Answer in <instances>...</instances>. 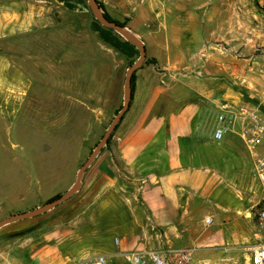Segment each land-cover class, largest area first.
<instances>
[{
    "label": "crops",
    "instance_id": "0c3cea01",
    "mask_svg": "<svg viewBox=\"0 0 264 264\" xmlns=\"http://www.w3.org/2000/svg\"><path fill=\"white\" fill-rule=\"evenodd\" d=\"M178 2L183 6L178 8ZM186 2L119 0V20H128L126 28L155 62L144 61L134 70L127 110L108 146L83 174V214L68 229L54 232L59 237L55 245L35 251L39 264H60L57 258H68L63 253L73 260L87 258L97 249L123 262L132 252L170 248H190L195 262L206 264L215 263L201 253L219 250L222 263L235 264L225 256L259 241L252 209L261 192L252 156L237 128L213 138L225 108L245 101L235 80L248 82L250 65L216 53L202 58L201 51L213 44L205 41L208 23L201 14L207 20L211 14L190 10ZM86 10V0H0V109L17 114L31 108L23 101L30 81L45 77L30 73L38 70L35 64H21L11 73L6 53L38 34L59 31L66 18L82 28ZM92 49V44L75 42L62 47L67 52ZM95 58L91 53L53 59V105L68 98L65 92L87 91L88 96L92 83L108 80V67ZM135 60L136 52L119 36V105L123 68ZM11 87L20 97L9 95ZM54 253L55 260L41 263Z\"/></svg>",
    "mask_w": 264,
    "mask_h": 264
},
{
    "label": "rangeland",
    "instance_id": "374dc122",
    "mask_svg": "<svg viewBox=\"0 0 264 264\" xmlns=\"http://www.w3.org/2000/svg\"><path fill=\"white\" fill-rule=\"evenodd\" d=\"M98 2L103 4L104 11L110 18L124 21L119 20V0ZM186 5L190 10L197 9L203 13L208 11L211 14V20L205 19L206 15L201 14V19L208 23L206 30L209 28V32L204 29L207 34L205 41L213 44L208 51H201V57L216 53L221 58L247 60L250 65L249 80L239 85L240 81L236 79L235 86H239L244 94L264 96V0H188ZM180 6L183 3L178 2L177 7ZM83 16L86 19H82V28L72 26L73 22L66 18L59 31L38 34L29 38L24 47L6 53L11 73L21 64H35L34 67H38V70L33 68L30 73L33 76L40 73L45 77L43 82L30 81V92L23 101L31 108L24 107L17 114L0 109V220L13 214L28 212L55 195L65 194L74 183L78 169L121 107L119 35L96 23L88 4ZM90 21L95 22V27L89 25ZM73 27L77 32L72 30ZM126 30L129 31L127 28ZM68 42L92 44L93 49L76 52L62 50L63 44ZM91 53L95 55V60L102 59V64L108 67V80L105 83H92L88 96L87 91L65 92L64 95H69L68 98H61L53 105L50 98L53 59L59 57L61 60H68L70 54H77L80 59L83 54ZM125 71L123 68V77ZM10 89L12 92L9 95L20 97L18 90L13 87ZM14 101L16 106L18 100ZM36 102L40 103L38 109H35ZM81 188L82 186L69 199L44 214L2 226V264H39L35 259L40 252L35 251L44 246L55 245L59 237L54 232L68 229L71 220L73 222V219L83 214ZM254 210L253 207L252 213ZM28 229L29 232L20 233ZM114 242L116 243V239ZM98 245L101 246V242ZM65 248L68 249L67 246ZM56 253L49 254L41 263L55 260ZM193 253L195 255L196 252ZM248 253L247 247H237L225 259L231 258L229 263L246 264ZM63 255L68 258H57L60 259V264H88L90 258L98 255L105 256L107 264H128L126 260L122 262L119 258L104 254L100 249L87 254L88 257L83 259L73 260L72 257ZM199 257L210 259L211 263L224 264L220 260L219 250L203 251Z\"/></svg>",
    "mask_w": 264,
    "mask_h": 264
},
{
    "label": "built area",
    "instance_id": "2783aa9c",
    "mask_svg": "<svg viewBox=\"0 0 264 264\" xmlns=\"http://www.w3.org/2000/svg\"><path fill=\"white\" fill-rule=\"evenodd\" d=\"M246 100L232 104L218 117L213 138L219 140L237 128L239 136L252 156L254 177L261 192L260 201L252 213L255 225L260 230L256 244L249 246L246 264H264V96L247 93ZM206 224L210 219L205 220ZM128 264H206L194 262L189 248L166 250H142L128 254ZM0 264H2L0 260ZM88 264H107L103 255L89 259Z\"/></svg>",
    "mask_w": 264,
    "mask_h": 264
},
{
    "label": "water",
    "instance_id": "95a60500",
    "mask_svg": "<svg viewBox=\"0 0 264 264\" xmlns=\"http://www.w3.org/2000/svg\"><path fill=\"white\" fill-rule=\"evenodd\" d=\"M86 1L88 4V8L93 16V19L97 23H99L102 27L112 30L113 32L117 33L127 43L132 45L138 51V58L130 66H128L125 71L122 105L119 108V110L116 112L114 117L111 119L107 129L105 130L104 134L99 139L97 144L94 146V148L90 152L87 159L83 162V164L78 169L76 173L75 181L72 184V186L69 188V190L65 194L61 195L60 197L52 201H48L44 203L43 205L36 207L28 212L13 214V215H10L0 220V228L4 225L10 224L16 221L29 219V218H33L41 214H44L48 212L49 210L58 206L60 203L66 201L71 196H73V194H75L81 186V178L85 170L90 166V164L95 159V157L101 152L102 148L105 147L108 138L110 137L116 125L119 123V121L123 117L125 111L127 110L129 99H130V78L134 70L143 65V62L146 58L145 46L140 39H138L136 36H134L129 31H127L125 27H122L115 22L107 20L104 17L102 11L98 8L96 0H86ZM29 231L30 229L26 230L25 232H20V233L24 234Z\"/></svg>",
    "mask_w": 264,
    "mask_h": 264
},
{
    "label": "trees",
    "instance_id": "16d2710c",
    "mask_svg": "<svg viewBox=\"0 0 264 264\" xmlns=\"http://www.w3.org/2000/svg\"><path fill=\"white\" fill-rule=\"evenodd\" d=\"M96 3L98 4V6H99V8L101 9V10H103V15H104V17L107 19V20H109V21H112V22H115V23H117V24H119L120 26H122V27H124L125 25H126V22L128 21L127 19H125L123 22H119V21H115V20H113L112 18H110L109 17V15L104 11V6H103V4L101 3V2H98V0H96ZM264 11V10H263ZM94 20V19H93ZM95 21V20H94ZM96 22V21H95ZM97 23V22H96ZM107 30H109V29H107ZM109 31H111V32H113L112 30H109ZM125 43H127L126 41H125ZM128 45H130L129 43H127ZM133 49H134V51L136 52V55H138V51L132 46V45H130ZM145 63H154L155 61H154V59H151V58H145ZM134 61H130L129 63H128V66H130L132 63H133ZM133 77H134V72H133V74H132V76H131V78H130V90H132V84H133ZM121 121V120H120ZM119 121V122H120ZM119 124V123H118ZM117 124V125H118ZM117 125H116V127H117ZM116 127L114 128V130L116 129ZM114 130H113V132H114ZM113 132H112V134H113ZM112 134L110 135V137L108 138V140H107V142H106V145H105V147L104 148H106L107 146H108V144H109V142H110V140H111V137H112ZM104 148H102V150L104 149ZM101 150V151H102ZM61 195H55L54 197H52V198H50L48 201H52V200H54V199H56V198H58V197H60ZM47 201V202H48Z\"/></svg>",
    "mask_w": 264,
    "mask_h": 264
}]
</instances>
